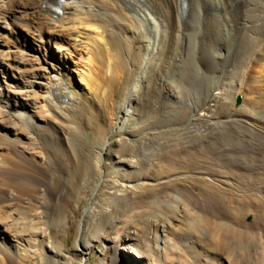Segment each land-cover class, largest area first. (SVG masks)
<instances>
[{
  "label": "bare ground",
  "instance_id": "1",
  "mask_svg": "<svg viewBox=\"0 0 264 264\" xmlns=\"http://www.w3.org/2000/svg\"><path fill=\"white\" fill-rule=\"evenodd\" d=\"M7 5L9 6L3 14H10L11 19L16 17L19 22V17H23V15L39 16L38 19H41L43 24H47L49 28L46 31L47 36H45L46 44L49 47L55 44L61 53H51L53 65L51 69H47V72H39L38 69L34 68V65H30L31 69L27 71L29 64L25 60V56L22 57L16 53L9 58L5 50L1 48L4 46L2 43L4 38L0 34V60L9 58L10 61H13V63L8 62L7 69L6 65L0 61V147L8 150L14 158L19 159V162L15 163L8 157L4 159L3 163H0V181L3 183V186L0 185V202L7 200L5 188L8 185L11 186L14 181L10 178L11 174L22 172L29 175L34 170L49 173V170L54 169L55 174L52 175V178L55 179L58 188L63 186L62 180L67 178L66 184L71 182L76 186L81 183L82 186L90 188L93 195L83 207V221L78 229V237L67 254L56 250L51 244V248L55 250H48V245L44 244L40 250L38 248V250L30 252L33 257L39 258L42 264H73L72 255L75 254L80 258L79 264H88L93 244L97 242V233L101 229L99 223L92 232L93 237L89 238L87 225L88 219L91 217L90 207L102 188L106 190V196L104 195L102 201L110 204L112 201L124 203L127 197L120 196L122 192L138 194L150 189H158L159 191L161 187L177 185L170 183L171 181L196 176L198 173L203 175L206 180L209 177L211 184L218 182L228 186L234 184L232 181H236L237 175L233 172H224L219 169L211 171L208 169L207 172L199 171L198 160L190 155L187 157L190 172H178L173 176L156 179L150 171L156 166V162H162L161 154L164 152H172V160L170 161L172 163L184 161L182 160L183 154L176 150L178 147H193L198 143L205 145L202 146L201 152H205L207 148L208 150L212 148L214 154L228 148L232 149L233 152L237 149L238 151L258 152L259 154L264 152V0H7ZM127 6L137 13L138 21L146 25V28L155 26L156 35L162 29L160 34L165 35L166 40H170L169 44L167 43V52L165 51L167 54H164V57L167 58L165 68L163 67V70L160 68L164 76L160 81L154 83L153 80L149 79L147 83L145 77L143 78L145 80H140L144 74L153 70L151 66L149 67V64L153 63L145 61L141 65L140 60L136 62L139 63V67L141 65V69H137L140 71V76L142 75L138 78V82L147 84V90L144 93L150 94L152 97L155 96L157 99L155 101L162 105L158 107L156 103L157 115L151 116L150 120H144L148 113L144 112L146 115L139 113V115L135 110V107L142 104L143 100L139 98L138 83L137 86L132 87L133 92L125 104L118 105L119 109H122L119 113L120 118L109 114L107 129L102 131L101 126L97 125L98 120L95 118L93 109H91L94 104L102 112L107 109L106 100L109 97L106 96V90L108 86L106 89L103 87L104 83L108 85L109 82L106 83L101 78L106 75L105 78L109 76L113 81L115 75H118L117 71L120 69L125 71V68L129 67V62L123 57L125 54L122 56L119 51L121 57L114 52L116 51L115 48H119V43L125 42L130 45L129 48L132 46L135 52L139 49H144L141 51L142 54L146 52L144 55L151 52L148 39L149 47L142 41H140L141 45L137 43L138 35L136 34L140 29L137 19L122 17L121 12L128 9ZM54 10L62 11L63 14L60 19L54 20L55 18L48 16L53 15L52 11L54 12ZM107 23H111L110 27H112H108ZM25 25L27 26V22ZM39 25L38 28H35L40 32L39 34H43L42 27ZM32 29L28 28L27 30L31 31ZM148 30L153 31L152 29ZM103 32L107 33L108 40ZM123 33L131 34L133 38L129 40L127 36L128 39H126ZM14 34L16 45L20 51L29 50L31 47L30 38L18 30ZM104 36L107 37V42L104 41L105 39L103 40ZM40 39L38 41L43 44L44 36H41ZM150 41L153 40L150 39ZM82 54L83 56H81ZM131 54L128 53L130 56ZM68 55L75 57V59L79 55V60L84 59L86 57L84 55H88L87 57L102 55L105 62L99 64L98 69L97 67L93 68L98 70L99 73L97 72V74L100 76L104 75L95 77L98 79L95 81L99 83L91 81L94 80L91 79V68L84 65L85 63H80L81 60H74L73 63L81 67L78 71L81 85H75L70 76L71 67L68 59H66ZM26 59L28 58L26 57ZM153 59H155V55ZM189 60H192L191 65L187 64ZM92 67H94L93 63ZM43 70L45 71V69ZM13 72L19 73L21 77H14ZM9 78H13V80L8 82ZM98 85L99 87L101 85V88H98ZM146 86L143 87L146 88ZM255 86L262 90L258 92L254 88ZM247 87L250 90L256 89L257 93L255 92L253 96L246 92V95L249 96L246 98L245 104L240 109H236L235 99L243 94ZM22 89H27L28 100L31 102L20 101ZM141 89L143 88L141 87ZM215 90L226 92V96L221 101L220 109L211 115L197 117L198 111H201L208 101L219 102L221 96L213 94ZM153 93L155 94L153 95ZM39 103H43V106H38ZM31 108L39 109L36 115L30 111ZM185 111L189 113H184ZM74 112L77 113V116L87 118L86 121H83L85 124H82V128L87 127L86 132L83 130L85 133L90 132L96 135L97 139L98 137L101 138V142L92 144L95 148L88 154H82L83 151L79 152L80 145H83L85 133H82L80 125H76V122L70 117L71 113L74 114ZM11 121H16L17 127ZM57 121L63 122L60 133L51 129ZM48 127H51L52 131ZM181 127L185 128L181 129ZM23 130L30 131L32 135L29 136ZM103 135H106V138ZM49 136L54 137V145H50L52 144L50 142H48L49 145L48 143L43 144L46 138L49 139ZM42 138L43 142H41ZM166 138L170 142L168 148L173 146L167 151L164 150ZM145 140L150 141V143L151 140H158L159 142L157 144L154 142V148L152 147L153 150H150L147 148L148 146L146 147L149 144L144 145L143 141ZM61 141L65 145L63 150L60 148ZM139 145L141 150L136 154L138 165L135 166L128 162L126 157L133 154L132 150ZM36 154L42 156L38 157ZM21 162L25 164L23 168L19 165ZM261 163L260 167L264 169V159ZM151 182L155 185L147 187ZM195 185L200 187L202 191L209 186L207 181H199ZM220 188L218 187L217 191ZM52 189L51 191L48 188V199L58 193L57 188L54 189L53 187ZM262 192L264 193V187H262ZM168 194L172 196H169V200L166 199ZM191 194L192 197L189 201L178 191H172L160 195L156 199V203L159 207H173V213L181 216L182 209L193 210L195 207L198 197L196 188ZM48 199L43 198L39 201L40 218L49 213ZM59 204L57 202L56 208ZM63 214L64 212H61V215ZM54 215L58 216L56 212ZM156 217L158 220L165 219L168 224H171L170 219L159 212L156 213ZM181 218L186 222V227L181 229V234H178L179 237L174 235L171 237L165 234V238H163L159 235L157 241L164 243V246L162 248L156 247L159 249L158 251H152V248H149L153 252L152 256L145 255L140 251L142 246L138 239L124 235L120 238L119 245L126 253L125 259H119L117 254L113 252L104 257L102 263L174 264L170 263L168 258L169 254H175L180 249L177 241H180L183 248L195 251V246L198 243L195 236L202 232L196 228L198 219L190 218L188 222L189 218L187 220L183 216ZM3 223H0V252L12 256L22 255L24 252L21 251L20 245L24 238L18 234L12 235L8 230V224L4 225ZM214 224L215 228H213L212 235L216 234L217 236L221 231L223 234L222 246L225 250L227 249V255L221 264H262L257 259L252 260L249 256L252 261H248L246 254L242 255L240 251L242 250L240 246L243 245H245L244 248L246 247L249 255L264 249V240H262L259 232V234L248 233L246 223L239 218L236 222ZM254 226L256 230L264 231V227L260 223H256ZM205 232L203 231L202 234ZM249 235L253 239L249 240ZM44 236L47 237V241L50 239H48L47 234ZM231 243L239 245V249L231 248ZM208 257L206 255L198 257L199 262L210 264L208 261H216L215 257ZM136 258L139 260L136 261ZM176 264H193V262L191 260L187 263L179 261Z\"/></svg>",
  "mask_w": 264,
  "mask_h": 264
},
{
  "label": "rangeland",
  "instance_id": "2",
  "mask_svg": "<svg viewBox=\"0 0 264 264\" xmlns=\"http://www.w3.org/2000/svg\"><path fill=\"white\" fill-rule=\"evenodd\" d=\"M8 6L9 5H7V0H0V34L3 35V38L5 40L4 41L2 39V41H3L2 43L4 46H1V48L5 50V52L8 54L7 56L9 58L16 53L22 55V57L25 56L24 58L29 64L28 65L29 68L27 69V71H30V69H31L30 65H34L35 66L34 68L38 69L39 72H41V73L47 72L48 71L47 69H49V68L51 69L52 65H53V63L51 61V53H53V52L57 53V54L61 53V51L59 50V48L55 44H52V46L49 47V45L46 44V42H45L46 41L45 36H47L46 31H47V29H49L48 25L43 24L41 19H38L39 16L36 17V16H25V15H23V17H19L20 22L18 21V18L16 19V17L15 18L12 17V19H11L10 14H8V15L3 14L4 11L7 10L6 8H8ZM127 8L128 9L121 12L122 17L123 16L126 18L132 17L134 19L135 18L137 19V13L135 11H132V9H130L129 6H127ZM1 10H3V11H1ZM55 13H57V14H55ZM123 13L128 15V16H125ZM52 14L53 15L50 14L48 16H50V18H53V19L55 18L54 20H58L62 17L63 13H62V11L60 12V11L54 10V12L52 11ZM131 14L134 16H132ZM22 21L24 22V25H23ZM26 22H27V26L25 25ZM137 22H138V27L140 25V29H141V31L139 29L137 34H136V35H138L137 36V38H138L137 43L139 45H141L142 43L140 44V41H142V42L147 44V42H148L147 39H148L150 43L152 42V44H150L148 42V44L151 46L149 47L148 44L146 46L149 47L151 52H149L150 54L147 53L148 55L147 54L144 55V53H146V52H143V54L141 52V51H144V49H139V51L135 52L134 49L132 48V46L129 48L130 45H127L125 42L119 43V44L117 43L119 48L116 47L115 50L117 51V49H118V52H116V51H114V52L118 53V55H120V54L124 55L125 54L124 56L123 55L122 56L129 62V65H128L129 69L125 68V71H123L124 69L122 71H121V69L119 71H117V74L119 76L115 75V78H113V81L111 80V78H109V76H107L108 79L105 78L106 75L100 76V74H97L98 70L96 71V69H93L96 67L98 69V65L104 61L102 59L103 58L102 55H100V56L94 55L95 57L91 56L92 58L90 56H89L90 58L87 57L88 55H84V57L85 56L86 57L85 58L83 57L84 59H80L81 61L79 60V58H80L79 55H78L77 59H75V57H72L73 54L71 57H70V55H68L66 58V59H68V63L71 67L70 76H71V79L75 85L76 84H77V86L81 85L80 77L78 76L79 75L78 71L81 69V67H79L75 63H73L74 60L80 61V63H82V64L85 63L84 65H86L88 68H91V70H90V72H92L90 74L91 79H94V80H91L92 82H96L95 80L97 78H95V77L97 75H98L97 77L104 76L103 78H101L102 81H104L106 83L109 82L108 85L104 83V87H103L106 89L107 88L106 86H108V88L106 90V96H108L109 98H107V100H106L107 109L106 110L104 109L105 111H107V110L108 111L106 113H105V111L102 112V110L98 106H95V104H94L95 107L92 106V108H91V109H93L95 118L98 120V122H100V123L97 122V125L99 124V126H101L100 128L102 129V131H106V129H107V126H108L107 117H109V114H112L114 117L119 116V118H120L119 113L122 111V109H119L118 105H120L121 103H122V105L125 104V102L130 98L129 96H131V94L133 92V88L135 86H137L138 83H139L138 84L139 85V88H138L139 98L143 99V100H142V104L135 107V110L137 111L138 114L139 113L140 114H145V113L147 114L148 113L147 115L145 114L146 116L144 118H146V119H144V120H148L151 116L152 117L156 116L158 113V109H157L156 105L158 104V107H160L159 105H162L161 103L155 101V100H157V99H155V96L152 97V96H150V94L146 95L144 93L147 90V86H146L147 84L144 82L143 83L138 82V80H139L138 78L142 76V75L140 76L139 70L141 69V65L143 64V62L145 63V61H150V63L151 62L153 63V64H149V67L151 66V68L156 73L153 70H151V72L146 73L147 75L144 74L145 76L143 75L140 80L146 79L147 83H148L149 79H150V80H153L155 83L157 81H160V79H162L164 77L162 72H161V69L163 70L165 68V65H166L167 58H166V56L164 57V54H167L166 53L167 48H168L167 45L169 44L170 40H166L165 35L160 34L162 32V29H160L159 33H157V35H156V33L154 32V30L156 29L155 26L150 27V28H146L147 26L140 23L138 21V19H137ZM110 24L111 23H109V24L107 23L108 27H110ZM38 25H39V27H42L43 34H39L40 32L37 30ZM25 26H26V28H25ZM142 26H145V27H142ZM35 27H37V28H35ZM28 28L29 29L33 28V29L31 31L30 30L28 31L27 30ZM144 28H146L145 31H144ZM148 29H150V30L152 29L153 31H149ZM16 30H18L20 33H23L28 38H30L31 47L29 50L20 51V49L18 48V45H16L15 34H14L16 32ZM104 33L105 32H103V34ZM135 33H134V37L136 36ZM105 34L107 36V33H105ZM139 34H141V35H139ZM40 35L44 36V39H43L44 43L43 44L41 43V41H38V40H41ZM142 35H144V36H142ZM106 36L103 37V40L105 39L104 41L107 42L109 37L107 36L108 37L107 38ZM123 36H125L126 39H128V37H129V40H131V38H133V35H131V34H129V35L124 34ZM153 36H155V37H153ZM156 36L158 37L157 39H156ZM106 38H107V40H106ZM150 39L153 41H150ZM120 44H121V46H119ZM138 44H137V46H139ZM113 46H115V45H113ZM120 49H122V50H120ZM119 51H120V54H119ZM121 51L122 52L124 51V52L122 53ZM19 52H21V53H19ZM139 52H141V53H139ZM154 52H155V54H154ZM128 53L129 54L130 53L135 54L136 56L132 55V54L130 56V55H128ZM75 54L77 55L76 52H75ZM138 54H140V55H138ZM158 54H159V56H158ZM154 55H155V59H153ZM81 56H83V54ZM128 56H130L131 59ZM137 56L139 57V59ZM142 56H143V58H142ZM151 56H152V58H151ZM26 57L28 59H26ZM9 58L5 59L7 61L0 60L1 62H3L6 65V69L8 66V62L13 63V61H10ZM91 59H92V61H91ZM141 59H142V61H141ZM138 61H139V63L142 62L140 67H139V63H136ZM191 61L192 60L187 61V64L191 65L192 64ZM91 62L93 63L94 67H92ZM132 62H134L133 65H135V66L132 65ZM89 65H91V66H89ZM130 65L132 66V68L134 70L131 68ZM37 66H38V68H37ZM135 67H136V69H135ZM42 68L45 69V71ZM137 69H139V70H137ZM73 70H74V72H73ZM94 71H96V72H94ZM132 71L135 73H133ZM128 72H129V74H128ZM13 74H14V77L15 76L21 77L20 74L17 72H13ZM57 74H60V73H57ZM94 74H96V75H94ZM256 74H258V73H256ZM254 75H255V73H254ZM67 77L69 78L68 75H67ZM144 77H145V79H143ZM11 79L13 80V78H9L8 82H10ZM111 81L113 82V84ZM109 85H111V86H109ZM17 86H19V85H17ZM143 86H146V88ZM20 87H23V86L20 85ZM141 87L143 89H141ZM98 88H101V85H100V87L98 85ZM254 88H256L258 90V92H260L262 90L261 88L259 89V87H257V86H255ZM254 88H252V89H254ZM252 89L250 90L247 87L244 90L243 94L239 95L235 99L234 105H235L236 109H240L245 104L246 98H248V96H249V95H246V92H247V94H251L253 96L255 95V92L257 90L256 89L252 90ZM249 90H250V92H248ZM26 91H27V89H22V94L20 95V101L31 102L28 100L29 94ZM129 91L131 93H128ZM154 94L155 93H153V95ZM213 94H219L221 96L219 102L208 101L207 105H205L204 108L201 109V111H198L197 117H203V116L211 115L214 112H217L218 109H220L221 101H223L224 97L226 96V92L221 91V90H215L213 92ZM141 95H142V97H141ZM238 98H240L239 103H237ZM63 100H62V102L64 103ZM38 106H43V103H39ZM37 110H39V109H35V108L30 109V111L32 113H34V115H36ZM123 111H124V109H123ZM149 112L151 115L149 114ZM184 113H189V112L185 111ZM71 114L72 115H70V117L72 118V120L74 122H76L75 124L80 125V127L82 128L83 127L82 124L83 123L85 124V122H83V121L84 120L86 121L87 118L84 119V116H83V118L81 116H77L76 112H74V114L73 113H71ZM79 117H81L82 119ZM59 121H62V120H59ZM59 121H57V123L54 124L53 128L48 127V129L49 130L52 129L56 133H60V130L63 128V126H61L63 122L59 123ZM15 122L16 121H11V123L16 125V127H17L18 123L17 122L15 123ZM57 124L59 125V127ZM184 128L185 127H181V129H184ZM85 129L87 130L86 126H84V128L81 129L83 134L86 132ZM23 131H25V133H27L29 136L32 135L30 133V131H27V132H26V130H23ZM83 136H84L83 137V145L81 144L80 148H79L80 153L83 151L82 154H88V152H90L91 150H93V148H95L93 145L101 142L100 137H98V139H97L96 135H93L90 132L88 134L85 133ZM103 136H105V138H106V135H103ZM53 139H54V137L52 138L49 136V139L46 138L45 139L46 141L44 140L45 142H43V138H42L41 142H43V144L45 143V145L48 142L52 143V144L48 143V145L49 144L54 145ZM94 140H95V142H94ZM151 141H152L151 143L148 140H145L143 142H144V145L149 144V145H146V147L148 146L147 147L148 149L153 150V148H154L153 143L155 142L154 144H157L159 141L158 140L157 141L151 140ZM61 143L62 144L60 145L61 146L60 148H62V150H63V149H65V145H63L62 141H61ZM169 143H170L169 140H167V138H166L165 139V146H164L165 151L170 150L173 147L172 146V147L168 148ZM201 144L202 143H200V144L198 143L196 146H193V147L189 146L187 148L186 147L185 148H183V147L179 148L178 147V149H176L177 152H180V154H183L182 160H184V161H182V163L170 162L172 160L171 159L172 158V156H171L172 152H169V151L164 152L163 154H161L162 155L161 156L162 162L161 163L159 161L156 162V166L150 172L152 173V175L156 179L159 177L160 178L161 177L166 178L167 176L168 177L173 176L175 173H178V172H186V171L190 172L191 169L188 167L189 166L188 165L189 160L187 159V157H189V155H190L195 160H198L199 171H201V172H207L208 169L210 171L215 170V169H219V170L224 171V172L235 173L237 175V178H236V181H232V182H234V184L232 183V185H228V186L223 185L222 183H218V182H214L213 184H211L209 181V179H210L209 177H207L208 180H206L205 178H203V175H199V173H198V175H196V176L195 175L192 177L188 176L185 178H179L177 180L171 181L170 183H172V184L175 183L177 185L176 186L171 185L170 187H161L159 189V191H158V189H150L148 191H143V193H138V194H133L131 192H128V193L122 192V193H120V196L127 197L126 201H124V203H119V202L117 203L116 201H112L110 204H106L102 201V198L106 196V190H105V188H102L101 192L98 194L99 196L97 195V198H95L93 200L92 205L90 207L92 209V210L90 209L91 217L88 219V225H87L89 238L93 237L92 232H93L94 228L99 223H100L99 225H101V227H100L101 229L97 233V242L93 244V247L91 250V256L89 257L88 264H103L102 263L103 258L106 257L107 255H109L110 253H113V252L117 254V257L119 259H122V260L125 259L126 253H125V251H123L120 248V245H119L120 244L119 240L124 235H128L130 237L138 239V242L142 246V248L140 247V251H142L145 255L152 256L153 252H151L149 250V248H152V251H158L159 249H157L156 247L159 246L162 248L164 246V243L157 241V237L159 235L163 236V238H165V234H168V236H171V237H173V235L179 237L178 234H181V229H185L184 227H186V225H185L186 222L184 221V219L181 218V216L186 218V220H187V218H189L188 222L190 221V218L198 219V222H197L198 226L196 228L198 231L202 230V232H200V234H197L195 236L196 240L198 241V243L195 246L196 247L195 251L188 250L187 248L186 249L183 248L182 247L183 245H181L180 241H177V245L179 246L180 249L177 250L175 254H169L168 261L170 263L176 264L179 261H183V263L184 262L187 263V262H189V260H191L193 262V264H201L199 262L198 257L206 255V256H209L208 258H210V257L216 258V261H214V262L208 261V263H210V264L211 263L212 264H221V262L223 261V258H225L227 255V249L225 250L222 246L223 234L221 231H219L220 234L218 232L219 235H217V236H216V234L214 236L212 235L214 232L213 228H215L214 223H216V224L220 223V222L221 223H228L229 221H235L236 222L237 219L239 218L246 223V225H247L246 231L248 233L252 234V232H254V233L259 232L261 234L262 240H264V231L256 230L255 226H254L256 223H260L261 226L264 227V198H263L264 193L262 192V187H264V183H262V182H264L263 181L264 180V169H261V167H260L262 164L261 161L264 159V157H263L264 152H260V154H259L258 152L252 153V152H246V151H242V150L238 151V149L235 152H233V151H231L232 149L228 148V149H226L227 151L223 150V151L219 152L218 154L217 153L214 154V151L212 148H210V150H208V148H207V149H205V152H201L202 146H205L204 144H202V145ZM140 150H141L140 145L135 147V149L132 150L133 154L127 156L126 160L128 162H130L131 164L133 163V165L137 166L138 165V163H137L138 159L136 157V154L139 153ZM176 150H174V152H176ZM37 156L40 157L42 155L38 154ZM8 157L10 159H12L11 160L12 162L13 161L15 163L19 162V159L14 158L9 153L8 150L0 147V163H3L4 159H6ZM213 157H215V158H213ZM16 160H18V161H16ZM170 163H171V165H169ZM227 163H229V164H227ZM19 165H21V168H23V165H25V164L24 163L22 164V162H21V163H19ZM205 165H206V167H205ZM219 165H221V166H219ZM53 170H49V173L48 172L45 173L44 171H38V170L35 171L34 170L31 172L32 174L30 173L31 175L30 174L29 175L23 174L22 172L21 173L19 172V174L15 173L14 175H12V174L10 175V178L14 181L11 184V186L8 185L5 188L7 200L0 202V223L2 224V222H4L3 223L4 225L8 224V226H9L8 230L12 235L18 234L19 236L24 238V241H22V243L20 245L21 251L24 253L22 255L12 256V255H7L8 253H5V252L1 253L0 252V264H42L41 261L39 260V258L33 257L31 255V253H30L31 251L38 250V248L40 250L41 246L46 244V245H48V250H51V249L55 250L56 249V250L61 251L63 254H67L69 249H71L73 247L74 242H75L76 238L78 237V229H79V227L83 221V214H82L83 207L91 199V196H93V195L91 193L90 188L82 186L81 183L76 185V186H74L73 183H71V182L66 184L67 178L62 180L63 186L58 188V186L55 183V179L52 178L53 177L52 175L55 174V170L54 171ZM17 171H19V170H17ZM51 172H53V173H51ZM24 175H26V176H24ZM199 181H207V184L209 186H207L205 188V190L202 191V189L200 187L195 185L196 182H199ZM0 183H1L0 185L3 186L2 181H0ZM154 185H155V183L151 182L147 187H152ZM223 186H225V187H223ZM53 187H54V189L57 188L58 193L56 194V196L50 197V199H48V197H49L48 188L51 189V191H52ZM215 187H217V188L215 189ZM218 187L219 188L220 187L226 188L229 190H224V189L220 188L219 191H217ZM195 188H196V191L198 192V197L196 198L197 202H195V207L193 206L194 207L193 210H189V209L183 210L182 209V211L180 213L181 216L173 213V207H171V208H169L167 206L159 207L158 204L156 203V199H158L160 197V195L165 194V193H171L172 191H178L180 195H182V196L184 195L183 197H185L186 199H188L190 201V199L192 197L191 193L193 191H195ZM7 196H8V198H7ZM169 196L172 197L171 194H168V197ZM14 197H15V199H14ZM168 197H166L167 200L170 199V197L169 198ZM43 198L48 199L47 204H48V206L50 205L48 207V210L49 209L50 210H49V213H47V216L44 215L43 218H40L38 206H39V201ZM57 202L60 203L58 205V208H56V206H55L57 204ZM60 210H61V212H64V214H63L64 217H63V215H61ZM53 211L56 212V214H58V216L56 215L57 217L54 215ZM158 212L165 215L168 219H170L171 224H168L166 222V220L162 219V218L158 220V218L156 217V213H158ZM59 214L61 215V217H59L60 216ZM42 215H41V217H42ZM200 217H201V219H200ZM202 219H204V220H202ZM210 222L211 223L213 222V224H210ZM45 231H47V232H45ZM203 231L204 232L206 231L205 232L206 234L205 233L202 234ZM48 232H50V233H48ZM44 234H47L48 239L50 238L48 241H50L51 243H49L47 241V237H45ZM43 236H44V238H43ZM251 239H253V238L251 237V235H249V240H251ZM25 244H27V245H25ZM50 244H51V246L53 245L55 249L51 248ZM232 244L233 243H231V248L233 247V249H234V247H236L239 249V245H237L235 243V244H233L234 245L233 246ZM244 246L245 245L240 246L241 247L240 249H242L240 251H241L242 255L246 254L245 256H246V258H248V261H252V260L255 261V259H257L260 263L264 264V249L260 250L259 252H253L252 255H249L248 254L249 252L247 251L246 247L244 248ZM190 255H192L193 257ZM248 256L251 257L252 260L249 259ZM147 258H149V257H147ZM72 260H73V264H79L80 263V258L76 254L72 255ZM138 260L139 259L136 258V261H138Z\"/></svg>",
  "mask_w": 264,
  "mask_h": 264
},
{
  "label": "water",
  "instance_id": "3",
  "mask_svg": "<svg viewBox=\"0 0 264 264\" xmlns=\"http://www.w3.org/2000/svg\"><path fill=\"white\" fill-rule=\"evenodd\" d=\"M240 102V98H238V100H237V103H239Z\"/></svg>",
  "mask_w": 264,
  "mask_h": 264
}]
</instances>
